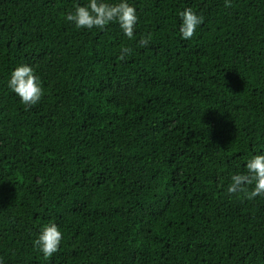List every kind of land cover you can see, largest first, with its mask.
Wrapping results in <instances>:
<instances>
[{
  "label": "trees",
  "instance_id": "obj_1",
  "mask_svg": "<svg viewBox=\"0 0 264 264\" xmlns=\"http://www.w3.org/2000/svg\"><path fill=\"white\" fill-rule=\"evenodd\" d=\"M86 2L0 0V264H264V197L227 193L264 151V0H130L133 39L67 22ZM20 63L36 105L7 88Z\"/></svg>",
  "mask_w": 264,
  "mask_h": 264
},
{
  "label": "clouds",
  "instance_id": "obj_2",
  "mask_svg": "<svg viewBox=\"0 0 264 264\" xmlns=\"http://www.w3.org/2000/svg\"><path fill=\"white\" fill-rule=\"evenodd\" d=\"M225 7L231 6V0H224ZM179 34L182 39L193 38L196 30L204 23V16L185 7L178 13ZM76 29L103 31L107 26L115 23L123 36L133 39L139 21L136 7L130 0H87L77 3L74 11L65 16ZM141 46H147L149 39L143 37L137 41ZM129 47H121L119 58L124 59L129 54ZM7 88L15 94L20 104L29 107L38 104L44 94L39 75L30 63H20L10 70L7 78ZM244 172L230 175L227 186L228 194H244L253 200L264 197V151L252 154L243 165ZM249 186H251L249 190ZM63 232L56 222L42 225L33 240L36 248L45 258L56 253L62 243Z\"/></svg>",
  "mask_w": 264,
  "mask_h": 264
}]
</instances>
